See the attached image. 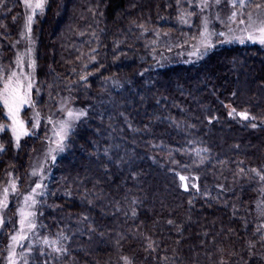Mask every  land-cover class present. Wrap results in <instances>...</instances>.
I'll return each mask as SVG.
<instances>
[{"label":"trees","instance_id":"trees-1","mask_svg":"<svg viewBox=\"0 0 264 264\" xmlns=\"http://www.w3.org/2000/svg\"><path fill=\"white\" fill-rule=\"evenodd\" d=\"M200 1L47 0L34 24L43 120L17 146L1 134L0 193L10 180L24 189L61 98L85 113L50 166L20 264H264V49L218 45L160 63L153 44L170 34L192 46ZM23 20L21 0H0L8 66ZM16 210L13 197L0 264Z\"/></svg>","mask_w":264,"mask_h":264},{"label":"rangeland","instance_id":"rangeland-1","mask_svg":"<svg viewBox=\"0 0 264 264\" xmlns=\"http://www.w3.org/2000/svg\"><path fill=\"white\" fill-rule=\"evenodd\" d=\"M21 1L24 7V20L16 41L13 64L8 66L0 59V91L3 90L4 83L11 78L13 87H16L18 82L20 94L28 100L27 104L21 106L18 117L23 121L27 135H21L18 143L12 131L13 122L8 116L7 109L0 103L3 117L2 121L0 120V136L3 132L9 131L16 146L26 137L35 135L43 120L41 114L33 108L38 46V34L34 31V24L37 16L43 15L47 7V0H43V9L34 11L33 8L28 7V3L34 5L38 0ZM247 2L248 0H218V2L207 0V6H205V0H201L203 17L200 38L189 48L180 49L175 48L176 40L170 34H160L153 41V44L159 47L156 56L160 63L176 59L195 60L208 49L218 45L258 44L264 49V43H260L262 34L259 31L261 27H264V7L247 8ZM29 16L32 17L30 25ZM13 73H15L14 76ZM29 84L31 88L28 87ZM28 110V118L33 122L32 128L27 125L28 118L25 114ZM84 113V110L76 107L71 99L61 98L58 108L45 120L48 126L47 144L34 156L29 167V179L24 189L21 191L18 182L10 180L0 193V233L9 221L7 209L11 199L14 197L17 203V224L8 244L5 264H20L23 260L22 256L28 253L29 249L18 251V248L20 244L25 243L34 229V227L29 228L28 225L30 222L35 226L38 196L49 176L52 162L64 150L70 133ZM37 184L41 187L36 188ZM5 189L8 190L6 201ZM13 236L17 238L15 241L12 239Z\"/></svg>","mask_w":264,"mask_h":264},{"label":"snow or ice","instance_id":"snow-or-ice-1","mask_svg":"<svg viewBox=\"0 0 264 264\" xmlns=\"http://www.w3.org/2000/svg\"><path fill=\"white\" fill-rule=\"evenodd\" d=\"M217 2H218V0H217ZM43 6H44L43 0H38V2H36L34 5L32 3H28V7L33 8L34 11L37 9H43ZM205 6H207V0H205ZM31 20H32V17L29 16V18H28L29 25L31 24ZM259 31L262 34V38L260 40V43H264V27H261L259 29ZM249 39H252V37H249ZM14 75H15V73H13V76ZM28 87L31 88V84H29ZM0 103H2L4 108L7 109L8 116L11 118V120L13 122L12 131H13V133L16 137L17 143H18L21 135H27V132L24 129V123H23V121L19 120L18 117H19V112H20L21 106L28 103V100L20 94V86H19L18 82H17L16 87H13L11 78H9L4 83L3 90L0 91ZM70 115H71V113H70ZM244 118H247V116L245 115ZM183 179H185V178L181 177V180H183ZM262 179H264V177H262ZM40 187H41L40 184L36 185V188H40ZM7 191H8L7 189L4 190L5 201L7 200ZM33 191H35V189ZM4 206H6V204ZM22 223H23V221H22ZM28 226H29V228L34 227V225H32L30 222H29ZM21 238H23V237H21ZM12 239L15 241L17 238L15 236H13ZM44 243L48 244L49 241L45 240ZM52 243L55 244V241H53ZM54 250L60 251L59 248H55Z\"/></svg>","mask_w":264,"mask_h":264}]
</instances>
